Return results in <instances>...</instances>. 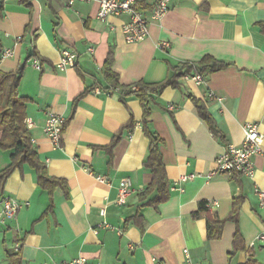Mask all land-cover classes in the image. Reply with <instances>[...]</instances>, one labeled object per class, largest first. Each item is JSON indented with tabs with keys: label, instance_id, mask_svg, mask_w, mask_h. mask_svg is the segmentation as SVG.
<instances>
[{
	"label": "crops",
	"instance_id": "crops-1",
	"mask_svg": "<svg viewBox=\"0 0 264 264\" xmlns=\"http://www.w3.org/2000/svg\"><path fill=\"white\" fill-rule=\"evenodd\" d=\"M160 1H137L149 20V37L132 44L123 33L130 17L101 21L97 3L0 0V55L13 52L0 59V73L23 71L18 91L27 100L26 119L34 123L33 146L49 177L66 184L49 192L28 166L9 176L0 211L5 197L21 210L0 222V264H9L6 250L17 243L23 264L78 258L91 264H186L185 251L193 264H246L247 252L264 264V243L258 240L264 233V138L252 176L213 175L227 147L242 143L247 124L258 125L264 137V0H172L168 12L153 20ZM65 50L78 58L61 71ZM207 57L227 68L212 72L201 64ZM108 60L119 87L106 77ZM187 66L193 67L191 76L184 74ZM196 69L204 78L200 85L191 78ZM181 74L179 88L153 96L146 122L140 100L122 94ZM191 97L206 107L223 140L199 117ZM51 114L68 121L58 147L44 132ZM145 125L161 141L169 183V199L158 208L139 199L152 182L144 167L150 147ZM10 154L0 152V171L10 165ZM124 179L133 192L119 206ZM241 196L239 229L247 252L231 259L236 225L228 223L221 240L208 241L207 219L227 218ZM201 203L213 209L195 217Z\"/></svg>",
	"mask_w": 264,
	"mask_h": 264
},
{
	"label": "trees",
	"instance_id": "trees-1",
	"mask_svg": "<svg viewBox=\"0 0 264 264\" xmlns=\"http://www.w3.org/2000/svg\"><path fill=\"white\" fill-rule=\"evenodd\" d=\"M25 3V0H20ZM3 5H0V18ZM111 60L106 63V77L113 88L118 86V78L111 70ZM202 65H211L210 70L216 72L227 68L226 64L217 62L212 58H205ZM80 76L84 73L79 69ZM187 71L184 74L191 76L193 71L192 66H187ZM197 71V69H196ZM184 74L169 78L167 81L157 85H146L143 83L137 84L130 90L122 92L124 97L134 96L138 98L144 108V121L150 116V103L153 101V96L159 95L165 89L179 88V80L185 76ZM197 74L202 75V71H197ZM23 71L19 70L15 73L1 74L0 73V152H11L10 165L0 171V194L3 193V186L9 176L17 169H22L28 166L36 173L37 181L40 187L47 189L49 192L57 188H66V184L62 180L53 179L47 173L46 165L41 161L39 154L33 146L31 135L25 125L26 120V104L27 100L19 95V86L22 79ZM134 88V89H133ZM199 117L207 124L211 132L218 138L223 140V136L218 131L215 122L207 111L206 107L200 101L191 97ZM144 122V123H145ZM68 121H66V126ZM66 129V127H65ZM146 136L150 141L149 157L144 163V167L152 173V182L148 188L140 195L139 199L143 202L145 207L158 208L161 204L169 199V183L167 180L165 166L163 164L162 155L160 152L161 141L159 138L150 134L146 125L144 126ZM121 135V134H120ZM120 138V136H119ZM118 139V138H117ZM117 139L114 143H116ZM242 176L240 174H235ZM156 194L152 200L150 197ZM244 198L241 196L233 201L232 212L224 220L207 219V239L208 241H219L223 236V231L228 223H234L237 227L236 234L233 239V249L229 253L232 259L239 252H247L243 242V237L239 229V215L243 205ZM205 203L200 204L199 211L195 217H201L202 213L207 212ZM18 244V243H17ZM22 246V245H21ZM9 264H23L21 256V248L19 250H6ZM248 260L246 264H259L254 255L247 252Z\"/></svg>",
	"mask_w": 264,
	"mask_h": 264
},
{
	"label": "built area",
	"instance_id": "built-area-1",
	"mask_svg": "<svg viewBox=\"0 0 264 264\" xmlns=\"http://www.w3.org/2000/svg\"><path fill=\"white\" fill-rule=\"evenodd\" d=\"M138 0H69V5L75 2L97 3L99 5L98 18L101 21H106L109 17H120L128 15L130 20L123 25V33L128 43L138 44L144 42L149 37V20L138 9ZM172 0H161L157 7L152 11L151 18L153 20L161 19L169 10V5ZM167 47V44L163 45ZM93 50H91L92 52ZM13 56L12 51H4L0 55V59ZM78 55L74 51L65 50L61 53V59L58 64V69L65 71L67 68L73 67L77 61ZM34 67L41 69V63L35 59ZM196 84L200 85L204 82L203 76L195 74L191 77ZM134 89V88H133ZM215 98V94L211 92L209 99ZM173 110L174 108L171 107ZM25 125L30 131L34 128V123L30 119L25 120ZM66 127V119L58 115H49L44 128L45 135L50 139L54 146L58 147ZM263 135L258 130V125L247 124L244 127V138L240 145H229L224 153L217 159V170L215 174L234 175L240 174L242 176L250 177L253 174V158L262 152ZM194 176L183 177L180 182L186 183L188 180L193 179ZM103 181L102 178H98ZM132 183L129 179H124L119 188L118 198L116 204L123 206L127 203L129 196L132 193ZM209 209H213V204H208ZM21 210V205L8 197L2 200V209L0 211V222L9 221L17 217L18 212ZM105 215V212H102ZM104 227L111 228L108 224ZM258 240L264 243V233H262ZM254 246V245H253ZM21 248V243L15 245V250ZM186 264H193L190 256L185 251ZM63 264H91L85 258H78L73 261Z\"/></svg>",
	"mask_w": 264,
	"mask_h": 264
}]
</instances>
